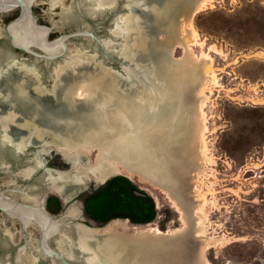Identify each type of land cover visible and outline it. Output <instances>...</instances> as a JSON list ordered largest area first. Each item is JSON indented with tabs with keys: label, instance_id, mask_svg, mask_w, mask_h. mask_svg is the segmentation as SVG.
I'll list each match as a JSON object with an SVG mask.
<instances>
[{
	"label": "bare ground",
	"instance_id": "bare-ground-1",
	"mask_svg": "<svg viewBox=\"0 0 264 264\" xmlns=\"http://www.w3.org/2000/svg\"><path fill=\"white\" fill-rule=\"evenodd\" d=\"M212 1L168 0L164 6L156 3L147 6L144 0H126L128 12L115 19L112 30L116 39H121L118 54L127 62L124 74L104 68L95 71L98 63L94 56L89 58L92 65L88 69L92 72L87 73L86 69L72 77L60 97L57 92L64 73L71 70L72 62L77 64L78 60L86 58L82 49L72 52L55 67L56 83L51 89L43 86L35 67L13 61L0 68V80H5L0 88V100L11 103L7 110H0V114L6 115L0 117L1 142L9 143L21 153L34 142L41 144L36 166L20 172L23 177L30 178L45 167L43 154L57 151L72 169L64 173L47 169L54 176L48 177L47 194L62 195L68 201L90 189L94 182L100 184L115 174H127L131 178L139 176L142 182L162 190L180 213L182 227L167 231L158 227V221L133 225L117 219L101 228L78 223L75 240L62 230L66 222L55 221L46 211L47 194L31 196L25 192L27 202L21 205L42 210L51 217L55 225L48 236L49 248L50 239L62 235L59 242L66 246L59 249L67 260L75 258L77 246L84 256L87 254V264H213L209 252L221 239L213 236L209 227L213 202L207 195L212 194L211 186L205 184L207 191L203 192L192 181L209 172L206 169L205 112L209 96L204 90L208 83H216V78L209 71L210 58L197 57L190 46L196 41L193 18ZM33 2L30 0L29 4L32 18ZM57 2L52 0V7ZM102 2L111 0H91L93 10L101 11ZM180 3L184 8L178 16ZM143 8L148 9L149 21L155 30L142 18L139 10ZM183 18L179 35L178 25ZM64 41L63 38L54 47L32 39L15 40V43L28 49L36 46L55 59L64 52ZM113 41H104V47L114 49ZM178 47L183 48L185 54L175 59ZM83 65L88 66L84 62ZM32 94L39 98L54 96L58 104H65L67 115L60 116L57 111L45 109L43 100L41 104L36 103L31 117L23 116L25 108L18 110L12 100L18 97L27 102L28 98L33 99ZM79 103H83L81 107ZM42 109L51 120L63 124L62 130H50L41 125ZM19 116L23 120L19 127L25 130L24 135L10 132ZM9 133L15 136L14 141L10 140ZM93 153L96 154L94 165L85 169L81 166L84 156ZM144 189L153 192L149 187ZM0 196L12 201L1 193ZM68 211L69 220L86 219L80 202H75ZM38 249L53 257L41 241ZM18 260L22 264H35L37 257L25 247Z\"/></svg>",
	"mask_w": 264,
	"mask_h": 264
},
{
	"label": "rangeland",
	"instance_id": "rangeland-1",
	"mask_svg": "<svg viewBox=\"0 0 264 264\" xmlns=\"http://www.w3.org/2000/svg\"><path fill=\"white\" fill-rule=\"evenodd\" d=\"M57 1V5L52 7V0H34L33 18L46 28L48 39L69 34L64 37V52L55 59H43L16 49L12 46L5 27L18 15L1 11L0 68L7 67L13 61L35 67L43 86L51 89L56 83L53 76L55 67L63 63L72 52L82 49L86 58L78 60L77 64L71 63V70L64 73L60 94L73 78L90 68L92 64L89 58L94 56L98 63L95 71L104 68L124 74L123 67L127 62L118 54L121 39H116L112 30L115 19L128 12L126 0L102 2L101 11L98 12L93 10L91 0ZM167 1L144 0V3L147 6L153 3L164 6ZM183 6L181 3L178 6V16ZM139 11L142 18L155 30L154 24L149 21L151 17L148 9ZM182 20L178 25L179 35L184 18ZM192 25L196 31V41L190 46L197 57L207 55L210 58L209 71L216 78V83H208L204 90V94L209 96L205 107L206 152L209 159L206 163L209 172L205 173L209 177L203 174L198 180L192 181L203 192L207 191L205 184L210 185L212 190V194L207 195L213 202L209 227L211 226L212 235L221 241L211 249L209 259L213 264H264V0H213L194 16ZM110 39H114V49L107 50L103 42ZM32 50L45 54L36 46ZM184 54V49L178 47L175 59ZM83 62L88 66L83 65ZM88 72L92 70L88 69ZM41 101L34 103L41 104ZM52 103L57 105L58 101ZM52 103L44 102L43 106L50 109ZM82 104L79 103L78 106L81 107ZM9 107L7 105L0 110L4 111ZM32 115L33 113L26 117ZM44 115L48 116L46 110L42 109L40 116ZM2 116L6 115L0 114ZM22 122V117L19 116L14 127H10V132L20 128ZM41 125L50 130L63 128V124L54 119ZM1 131L0 128V133ZM19 133L24 135L25 131L21 129ZM9 136L11 141L15 140L12 133ZM8 144H3L0 138V193L18 204L27 202L25 192L31 196L47 194L48 177L52 175L47 172L48 168L62 173L72 169L59 155L52 152L47 157L45 167L39 168L32 177L25 178L20 172L36 166L41 144L32 143L22 154H18ZM84 157L81 166L91 168L96 154ZM123 175L129 177L127 174ZM129 178L153 198L158 211L156 221L161 230L164 228L162 231L182 227L180 213L167 194L148 182H142L139 176ZM144 187L151 188L153 192ZM93 190L94 186H91L58 212L48 210L55 221L66 222L62 230L75 240V225L81 223L90 226L89 222L92 220L87 214L85 220H69L66 218L68 210L75 202L82 203ZM51 197L55 196L49 195L48 199ZM61 237L58 234L49 243L51 250L66 263L60 257L46 255L38 249L41 241L38 229L25 226L0 211V264H22L18 256L25 247L37 257L35 264H86L87 254L82 255L77 246L74 248L75 258L67 260L62 256L59 247L64 248L66 244L59 242Z\"/></svg>",
	"mask_w": 264,
	"mask_h": 264
},
{
	"label": "water",
	"instance_id": "water-1",
	"mask_svg": "<svg viewBox=\"0 0 264 264\" xmlns=\"http://www.w3.org/2000/svg\"><path fill=\"white\" fill-rule=\"evenodd\" d=\"M145 1L147 2V0H145ZM29 4H30V0H0V12L2 10L7 9L8 11L18 15L17 18L12 19L6 25L5 32H6L7 36L9 37L12 46L15 47L16 49L23 51V52H26V53H30L32 55H35L38 58L51 59L46 53L40 54V53L33 51L32 48L28 49L26 47L18 46L15 43V40L32 39V40L37 41L41 44H44L48 47H54V46H57L64 37L69 35V34H65V35L58 36V37L47 40V38H48L47 30L44 26H42L35 19L32 18L31 14L29 12ZM183 8H184V6H183ZM31 9H32V7H31ZM31 11L33 13V10H31ZM70 34H73V33H70ZM4 82H5V80H2V79L0 80V88H2V86L5 84ZM61 88L62 87L60 84L59 90L57 92V96H59V97H60ZM31 97H33V99L28 98L29 100L27 99V102L19 99L18 97L14 98V100H12L15 102L17 109L20 107L25 108L26 112L23 114V116H25V117L28 115H31V113H33V110L35 109V106H36V103H34V101L36 102V101H41V100L43 101L44 100L45 103L48 102L50 104L54 101H57V100H55L54 96H52V95L45 96V97H47L46 99H43L44 97L39 98L34 94H32ZM49 98H50V100H48ZM7 105H11V103H9V101L2 102L0 100V108L3 109ZM65 108H66L65 104L53 105V103H52V106L50 107V109L53 110V112L57 111V113L60 114V116L67 115L68 112H67V109H65ZM50 118L51 117H49V115L47 117L44 115L40 119V122L46 123L49 121ZM23 119H24V117H23ZM19 129L21 130L22 128H17L16 131H13V134L14 135L20 134ZM23 131H25V130H23ZM9 146L13 147L15 149L14 146H12V145H9ZM15 151H16V149H15ZM52 152H54L56 155H59L61 157L62 161L65 162L68 166H70L69 163L63 158L62 154L58 153L57 151H52ZM17 153L22 154L21 152H17ZM48 155H45V161L46 162H47ZM48 170H52V168H48ZM53 170H55V169H53ZM118 175H123V174H115L113 176H110L109 178H107L105 180V182L100 183V184L94 182L92 184V186H94V190L92 191V193L95 192L96 190H98L103 185H105L110 179H112L113 177L118 176ZM140 190H142V189L140 188ZM145 192H147V191L146 190H143V191L134 190V193L136 196L145 195L146 194ZM92 193H90V194H92ZM80 194L81 193H78L76 196H74L70 200L65 201L64 196H62V195H58L55 193H48L45 197V203H44L45 209L49 214H51L47 209L48 196L49 195H54L60 201L61 207H66L71 201H73ZM82 206H83V209H84L85 214H86L87 211L85 209V201L82 202ZM0 211L5 212L10 218L16 220L19 223H25L28 226H31L33 228L38 229L41 233V242H42V245L44 246V248L47 251H49L50 253H52V254H54V255H56L62 259V257L59 256L58 254H56L54 251H52L48 245V236L53 231V228L55 225V222L51 219V217L48 214H46L42 210L29 208V207H26L24 205L18 204L16 202L10 201V200L2 197V196H0ZM117 219H121V218H115V219L110 220L109 222L117 220ZM121 220H126V219H121ZM109 222L101 224L99 222L92 220L89 222V224L91 227L101 228V227H104L105 225H107Z\"/></svg>",
	"mask_w": 264,
	"mask_h": 264
},
{
	"label": "trees",
	"instance_id": "trees-1",
	"mask_svg": "<svg viewBox=\"0 0 264 264\" xmlns=\"http://www.w3.org/2000/svg\"><path fill=\"white\" fill-rule=\"evenodd\" d=\"M134 190L143 191L129 177L115 176L85 198V209L91 218L101 224L115 218L129 220L134 225L156 221L158 211L153 198L148 192L136 196ZM47 208L51 212H58L61 203L56 197H51Z\"/></svg>",
	"mask_w": 264,
	"mask_h": 264
},
{
	"label": "flooded vegetation",
	"instance_id": "flooded-vegetation-1",
	"mask_svg": "<svg viewBox=\"0 0 264 264\" xmlns=\"http://www.w3.org/2000/svg\"><path fill=\"white\" fill-rule=\"evenodd\" d=\"M93 193H94V192H93ZM93 193H92V194H93ZM89 195H90V194H89ZM89 195H87V196H89ZM87 196H86V197H87ZM86 197H85V198H86ZM85 198H84V201H85ZM86 214L88 215V217H89L91 220L96 221L95 219L91 218L90 215H89L88 213H86ZM96 222H97V221H96Z\"/></svg>",
	"mask_w": 264,
	"mask_h": 264
}]
</instances>
